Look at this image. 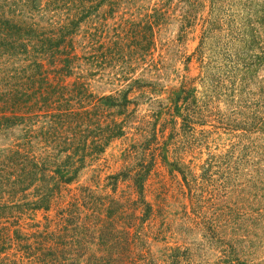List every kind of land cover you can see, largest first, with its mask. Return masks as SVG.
<instances>
[{"label":"trees","instance_id":"trees-1","mask_svg":"<svg viewBox=\"0 0 264 264\" xmlns=\"http://www.w3.org/2000/svg\"><path fill=\"white\" fill-rule=\"evenodd\" d=\"M170 1L160 0L151 9L152 14L146 15L147 21L135 25L125 22L123 32L111 36L105 17L144 9L143 0H0V264H24L20 260L27 264H134L129 255L138 228L116 191L130 174L135 204L144 206L140 209L144 211L140 222L144 223L153 212L145 189L157 160L161 158L171 172L182 174L186 181L185 160L175 158L176 162L168 163L169 147L159 145L156 124L159 117L170 115L168 124L170 121L176 125L181 119L191 131L196 125L205 126L210 112L200 107L197 110L196 89L182 83L169 91L171 107L159 106L160 111L152 117L157 120L150 124L155 148L148 142L135 169L110 176L112 194L71 186L78 185L85 170L100 163L114 141L125 138L128 128L127 106L132 104L129 96L95 95L94 83L104 82L102 73L122 64L129 76L134 55L139 60L144 52L156 50V30L174 12ZM179 4L178 21L184 33L194 27L200 3L180 0ZM134 26L140 30L134 32ZM239 56L244 57L240 58L244 75L239 78L238 89L237 79L230 82L229 91L253 92L250 86L257 68L247 63L254 57L245 50ZM255 59V66H259L260 58ZM128 78L105 80V84H132L121 92H132L133 84L139 92H162L157 90L158 82H132ZM248 109L237 113L245 118L247 130L240 129L236 122L233 126L221 125L232 131L264 135V113L257 109L254 114H246L244 110ZM123 115L125 119L120 121ZM250 158L252 169L246 168L247 162L241 159L230 166L237 200L264 187L262 166L252 154ZM210 160L214 162V158ZM206 166L208 171L212 168V164ZM203 169L207 172L206 167ZM237 207L226 226L215 228V234L227 228L234 231L228 242L233 249L238 248L231 242L238 238L237 225L243 218ZM56 208L61 210L45 228L28 232V217ZM120 216L125 217L123 223ZM186 252L169 248L162 260L164 264H179ZM229 264L253 262L247 259V253L240 257L231 253Z\"/></svg>","mask_w":264,"mask_h":264},{"label":"rangeland","instance_id":"rangeland-1","mask_svg":"<svg viewBox=\"0 0 264 264\" xmlns=\"http://www.w3.org/2000/svg\"><path fill=\"white\" fill-rule=\"evenodd\" d=\"M179 1H170L174 12L156 30V50L144 52V57L139 60L134 55L129 76L126 65L122 64L103 72L104 82L94 83L95 95L129 96L132 104L127 106L130 114L128 128L125 138L114 141L100 163L85 170L78 185L71 188L85 186L100 194H112L110 176L128 174L135 169L148 142L155 148L150 139L153 132L150 124H155L157 119L152 117L160 111L159 106L162 105L163 109L171 107L172 92L169 91L179 88L182 83L193 86L197 110L200 107L210 112L206 114L210 116L205 119L206 125H196L193 131H189L181 119L176 125L170 121L168 124L166 120H170V115L159 117L156 124L159 145L169 147L168 163L176 162L175 158L185 160L184 165L188 167L184 169L186 181L182 174L171 172L172 168L159 158L146 184L145 196L153 205V212L150 220L144 223L140 222L144 212L140 209L144 206L135 204V187L130 174L116 191L117 197H121L125 204L124 208L134 215V226L138 228L137 233L134 231L129 259H133L134 264H164L162 256L166 250L180 248L187 252L179 264H229L231 253L239 257L247 253V259L253 264H264V187L237 200L233 194L236 190L233 188L234 171H230L233 162L240 159L247 162L246 168L252 169V154L253 159L258 158L259 161L254 160L260 163L264 175V135L254 131H232L221 125L223 122L233 126L232 122H236L240 129L247 130L245 118L237 113L245 107L249 108L244 110L246 114L255 113L257 109L264 113V0H198L200 6L194 16V27L184 33L178 21ZM159 2L143 0L144 9L135 8L130 13L121 11L115 16H106L109 34L123 32L125 22L135 25L147 21L146 15H151V9ZM137 30L140 29L134 26V32ZM243 50L254 57L246 62L257 68L250 86L254 90L230 92V82L237 79L238 89L239 78L244 75V67L240 66L243 56L237 57ZM255 58H260L259 66H255L258 63ZM124 77L131 81L158 82L160 87L157 90L162 92L153 89L139 92L134 84L132 92H121L131 83L105 84V80H124ZM222 86L224 89L221 90ZM218 114L222 117L216 118ZM119 118L120 121L125 119L124 115ZM241 122L242 125L238 124ZM163 130L166 131L161 139ZM208 163L212 164L209 171ZM234 206H239L237 208L243 216L237 225L238 238L231 242L238 245L237 249L228 243L234 232L230 228L215 234L216 226H226L224 224L234 213ZM64 207L62 205V210ZM60 210L56 208L53 212L28 217L26 229L29 233L42 230ZM120 217L123 223L125 217ZM18 262L27 264L22 260Z\"/></svg>","mask_w":264,"mask_h":264}]
</instances>
